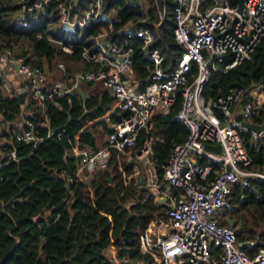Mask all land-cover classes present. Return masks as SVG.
I'll use <instances>...</instances> for the list:
<instances>
[{
    "label": "trees",
    "instance_id": "trees-1",
    "mask_svg": "<svg viewBox=\"0 0 264 264\" xmlns=\"http://www.w3.org/2000/svg\"><path fill=\"white\" fill-rule=\"evenodd\" d=\"M40 0H28V3ZM93 0H81L78 11L88 8ZM105 10L116 9L114 38L134 47L133 77L139 88L150 82L152 63L144 57L139 38H126L121 29L130 21L149 28L154 35V45L165 54V68H173L179 59L181 46L177 43L175 26V0H103ZM166 8L167 16L160 18L159 11ZM22 22H27L22 24ZM50 23H59L57 1L22 14L18 0H0V53L11 50L14 57L44 68V63L61 58L66 62L80 61L81 45L91 44V37L105 25L91 22L83 28L57 32ZM69 31L77 36L69 37ZM41 34V37H38ZM52 35L74 44L72 53L52 45ZM227 61L219 65L225 68ZM90 66V65H89ZM91 67V66H90ZM70 66H66L67 71ZM264 89V37L250 58L235 67L212 69L203 94L206 100L227 94L230 89L241 87L239 101H244L252 89ZM116 98L108 91L92 95L73 92L50 102L44 112H36L27 120L36 124L43 138L36 145L16 137V130L26 128L16 124L22 116L23 104L16 93L4 94L0 89V116L7 122L6 150L15 149L17 160H9L0 169V264H112L110 251L117 248L121 255L149 258L138 244V237L148 223L158 216H165V203H157L154 193L145 184H138L137 177H130L134 167L114 152L105 169L79 177L69 185L67 176L81 162L74 147L98 148L106 144L97 134L102 126L108 135L111 127L105 118L116 122L120 110ZM182 103L181 90L167 114L155 113L153 127V160L158 180L163 184V173L169 162L173 146L188 134L187 126L176 117ZM44 120H48L44 124ZM264 120V104L254 121ZM51 132V133H50ZM50 133V134H49ZM146 137L141 131L135 147ZM245 145L251 157L249 168L264 174V140H252L244 133ZM100 141V142H99ZM102 142V143H101ZM215 168L219 163L214 162ZM112 181H109L110 177ZM220 224L236 228L237 239L244 243L249 255L264 247V177L255 176L243 188L234 183L230 203L217 216ZM159 261L158 257H151Z\"/></svg>",
    "mask_w": 264,
    "mask_h": 264
},
{
    "label": "built area",
    "instance_id": "built-area-1",
    "mask_svg": "<svg viewBox=\"0 0 264 264\" xmlns=\"http://www.w3.org/2000/svg\"><path fill=\"white\" fill-rule=\"evenodd\" d=\"M49 1L29 4L28 0H18V3L24 15ZM56 1L59 23L66 30L83 28L95 21L105 23L91 37V44L81 45V57L91 67L76 72L70 83L50 84L44 68L6 50L14 58L24 85L12 90L0 66V89L4 94L27 91L26 97L43 110L48 103L77 91L83 80L101 81L116 98L120 119L112 123L103 146L74 147L81 162L67 176L68 184L107 168L114 152L133 151V157L147 166L142 184L154 193L155 201L159 199L167 207L165 216L151 220L139 234V247L149 258L121 255L112 247L109 250L112 264H264L263 246L249 255L244 243L237 239L236 228L217 220L230 203L234 183L247 188L252 177H264L249 168L251 157L244 138L248 132L252 140H264V128L256 131L243 125L244 121L263 125L264 120L254 119L264 104V89L261 86L252 89L244 101H239L241 87L213 100H206L203 94L212 69L226 70L250 58L264 37V0H247L243 13L238 11L234 0H175L173 33L181 52L177 64L170 69L165 68V54L154 45L152 31L137 22H128L120 32L129 39L139 38L144 57L153 65L151 80L144 88L135 85L132 75L134 47L114 38L116 9L105 10L103 0H93L80 13L81 0ZM159 14L164 20L166 8H161ZM48 39L66 52L74 51L73 43L52 35ZM223 61H227L225 68L219 65ZM58 66L64 75L68 74L63 61ZM179 90L182 103L176 117L187 126L188 134L173 146L163 173L165 187H161L152 157L150 131L155 113H169ZM142 130L146 137L135 147ZM16 137L32 146L43 138L30 120L26 121V128L16 130ZM207 144H220L221 151H212ZM131 158L129 155L128 159ZM17 159L15 149L7 151L0 145V169L9 160ZM214 162L219 163L218 168ZM249 242L253 244L256 240ZM155 256L159 261L151 259Z\"/></svg>",
    "mask_w": 264,
    "mask_h": 264
},
{
    "label": "crops",
    "instance_id": "crops-1",
    "mask_svg": "<svg viewBox=\"0 0 264 264\" xmlns=\"http://www.w3.org/2000/svg\"><path fill=\"white\" fill-rule=\"evenodd\" d=\"M59 61H63L64 63H66L65 64L66 66H70L74 74L71 75L70 72L67 71L68 74L64 75V70L58 66ZM0 66L3 67L4 77L8 81L12 90H15V88L18 86L24 85V81L21 78V75H19V73L17 72V69H16L17 65H16V62L14 61V58L8 55L5 51L2 54L0 53ZM88 68H90V66L84 60L73 61V62L68 63L61 58H56V59H53L49 63L47 61L44 63V69L47 72L48 82L50 84L60 82V81L70 83L74 81L76 72H79L81 70H87ZM96 81H99V80H96ZM96 81H86V80L81 81L80 88L75 92L77 93L79 92L82 95L85 94L89 96V95H92L95 93H101L102 91L107 90L101 81H100L101 83L94 85ZM22 104H23V112H22L23 114L16 121V124L18 126L23 125V123L27 121L28 116H33L36 112H40V111L44 112L41 106H39L36 103H33L27 97L25 99V102ZM111 111H113V109H111L108 113H106L102 117H99V118H105L107 120L108 125H109V122H111L110 127L113 123L108 117ZM47 122L48 120H44L43 123L46 124ZM7 125L8 123L3 121L2 117L0 116V140H3L2 144L6 143L8 140V136L5 134V131H4L5 128H7ZM105 139H107V135Z\"/></svg>",
    "mask_w": 264,
    "mask_h": 264
},
{
    "label": "rangeland",
    "instance_id": "rangeland-1",
    "mask_svg": "<svg viewBox=\"0 0 264 264\" xmlns=\"http://www.w3.org/2000/svg\"><path fill=\"white\" fill-rule=\"evenodd\" d=\"M27 22H22V24H26ZM49 28L51 29V28H53V29H55L57 32H62L63 31V29H64V27H63V25L61 24V23H57V24H55V23H50L49 24ZM69 37H72V36H77L75 33H74V31H69V33L67 34ZM83 60V59H82ZM66 64V63H65ZM69 72H70V74L71 75H73L74 73H73V71H72V68H69ZM61 74V73H60ZM61 76V75H60ZM98 83H101L100 81H96L95 83H94V85H97ZM110 123L111 122H109V126H110ZM22 126V125H21ZM20 126V127H21ZM97 134L99 135L98 137H100L101 136V138L99 139V140H102V142L104 141V139H105V137H106V132H105V129L102 127V126H98L97 127ZM2 141L3 140H0V145L2 144ZM101 142V143H102ZM129 155L132 157L130 160L128 159L129 158ZM117 156L119 157V162H120V167H123V161L125 160V161H130V164L134 167V172H133V174H131L130 175V177H137V178H139V177H141V174L142 173H144L145 171H146V169H147V166L146 165H144L143 164V162L142 161H140V160H137L135 157H133V151H130V152H121V153H118L117 154ZM157 203H161L160 202V200L159 199H157V201H156Z\"/></svg>",
    "mask_w": 264,
    "mask_h": 264
},
{
    "label": "water",
    "instance_id": "water-1",
    "mask_svg": "<svg viewBox=\"0 0 264 264\" xmlns=\"http://www.w3.org/2000/svg\"><path fill=\"white\" fill-rule=\"evenodd\" d=\"M237 5H238V11L240 13H243V10H244V7H245V4H246V1L247 0H234ZM22 78V77H21ZM23 79V78H22ZM26 95H27V91H24V90H21L17 96H18V99L20 100L21 103H24L25 102V99H26ZM243 125L252 129V130H256V131H260L261 129L264 128V123L263 125H258V124H255L253 122H248V121H244L243 122ZM206 147L212 151H215V152H220L221 151V145L220 144H207ZM113 177L111 176L109 178V181H112ZM144 181V175H141L140 179H139V182L140 184H142ZM250 242L249 241H246L244 242V245H248Z\"/></svg>",
    "mask_w": 264,
    "mask_h": 264
}]
</instances>
